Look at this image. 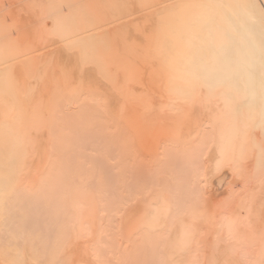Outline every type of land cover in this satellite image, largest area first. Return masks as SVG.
Returning a JSON list of instances; mask_svg holds the SVG:
<instances>
[{
	"label": "bare ground",
	"instance_id": "1",
	"mask_svg": "<svg viewBox=\"0 0 264 264\" xmlns=\"http://www.w3.org/2000/svg\"><path fill=\"white\" fill-rule=\"evenodd\" d=\"M123 254L264 264V0H0V264Z\"/></svg>",
	"mask_w": 264,
	"mask_h": 264
},
{
	"label": "rangeland",
	"instance_id": "2",
	"mask_svg": "<svg viewBox=\"0 0 264 264\" xmlns=\"http://www.w3.org/2000/svg\"><path fill=\"white\" fill-rule=\"evenodd\" d=\"M16 7H17V6H15V7H13V8L15 9ZM4 10H6V9H4ZM23 14H24V13H23ZM22 16H24V15H22ZM24 17H25V16H24ZM26 17H27V16H26ZM29 18H31V17H29ZM29 18H28V20L25 21L26 23H27V21L31 22V20H33V19L30 20ZM26 19H27V18H26ZM29 22H28V24L26 25L27 27H29L31 24L35 23V22L33 21V22L30 23V25H29ZM34 25H35V24H34ZM31 26H32V28H33V25H31ZM27 27H26V28H27ZM27 29H29L28 31H29V34H30V29H31V28L29 27V28H27ZM32 30H33V29H32ZM28 31L26 30V32H28ZM33 32H34V31H33ZM35 32H36V31H35ZM35 32H34V33H35ZM31 33H32V31H31ZM34 33H33V34H30L29 37H30V38H32V37L35 38L34 41L31 40V39H30V40L32 41V42H31L32 44L35 43V44H33V45L36 47V42H35V41H36V37H34V36H36V35H34ZM31 35H34V36H31ZM55 50H56L55 47H54V49L51 50L50 55H48L49 57H47V58H48L47 61L45 60L46 63L49 62L48 60H49V58L52 57L51 54H52L53 52H55ZM56 52H58V51L56 50ZM39 59H40V58L36 59V61H38ZM45 61H44V62H45ZM44 62H42V64H43ZM64 66H65V65H64ZM64 66H61V67L64 68ZM59 67H60V66H59ZM58 69H59V68H58ZM61 70H63V69L61 68ZM68 121H69V120H67V122H68ZM69 123H70V122H69ZM69 123H65V124H68V125L66 126V128H65V125L62 126V132H64V130H65V131H66V130H67V131H68V130L70 131V129H69ZM63 127H64V128H63ZM66 133H67V132H66ZM66 133H63V134L66 135ZM51 134L53 135V136L51 135L52 137H56V136H57L56 132H55V133H51ZM55 134H56V135H55ZM46 136H47V135H45V137H44V138H45V139H44L45 141H44V142L42 141V142L44 143V146H48L49 143H52L53 140L55 139V138L51 139L52 137H50V136L46 138ZM59 136H61V135H59ZM59 136H58V138H59ZM56 139H57V138H56ZM50 140H52V141H50ZM45 142H46V143H45ZM55 142H56V141H55ZM47 143H48V145H45V144H47ZM72 151L74 152V154L78 155V153H77L78 151H77V150H75V151H77V152H75L74 149H72ZM102 154H103V157H104V153H102ZM84 155L87 156V154H84ZM78 156H79V155H78ZM96 157H97V156H96ZM93 158H94V161H96V160H95V157H93ZM93 158H91V159H93ZM98 158H99V157H98ZM98 158H97V160H98V161L100 160L99 162H104L102 159H100V158H102V157H100L99 159H98ZM105 159H106V157H105ZM101 160H102V161H101ZM91 161H92V160H91ZM94 161H93L92 163H93V165H96V163H97V165L95 166V167H97V169H98V167L102 166V164H99L98 161H96V162H94ZM89 162H90V161H89ZM94 163H95V164H94ZM110 163L112 164V162H110ZM88 164H91V162L88 163ZM105 164H106V162L104 163L103 166H105ZM107 164H109V162H108ZM88 166H89V165H88ZM109 166H110V165H109ZM93 167H94V166H93ZM105 167H106V166H105ZM90 168H91V167H90ZM101 168H103V167H101ZM105 169H106V170H109V168H107V167H106ZM92 170H93V169H92ZM103 170H104V169H103ZM106 170H105V171H106ZM91 176H92V175H91ZM93 177H94L93 180H89V181H88L89 184L95 182V175L92 176V178H93ZM96 177H97V176H96ZM96 180H98V179L96 178ZM91 181H94V182H91ZM98 184H99V183H98ZM98 184H96V186H97ZM96 186H95V187H96ZM98 187H99V186H98ZM98 187H97V188H98ZM223 198H224V197H223ZM223 198L220 197L218 200L223 199ZM128 247H129V246H127V248H128ZM137 247H138V246H137ZM128 250L131 251L132 249H129V248H128L126 251H124L125 253L127 252V253H126L127 255L124 253V254H125V257L128 256V253H129ZM124 254H123V256H122V260L120 259L121 256H118V259H119V261H121V264H125V263H126V259H125V258H124L125 260L123 259ZM111 256H113V254H112ZM111 256H109L108 259L112 260V263H113V264H114V263L116 264V262H117L118 259L115 260L116 262L113 261V258H114L116 255H114L113 258H112ZM111 258H112V259H111ZM140 259H141V258H139L138 256H133V257H132V260L127 259V260H128L127 264H132V263H134V264H147V261H146L144 258H142V260H140ZM110 260H108V261H110ZM129 260H130V261H129ZM139 260H140V262H138ZM141 261H142L143 263H141ZM110 263H111V261H110ZM112 263H111V264H112ZM118 264H119V263H118Z\"/></svg>",
	"mask_w": 264,
	"mask_h": 264
}]
</instances>
